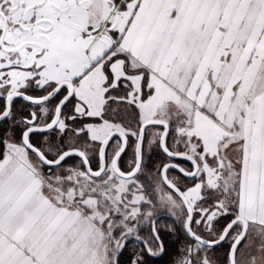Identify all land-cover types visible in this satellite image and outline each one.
<instances>
[{
    "label": "snow or ice",
    "instance_id": "snow-or-ice-1",
    "mask_svg": "<svg viewBox=\"0 0 264 264\" xmlns=\"http://www.w3.org/2000/svg\"><path fill=\"white\" fill-rule=\"evenodd\" d=\"M157 204L264 264V0H0V264H149Z\"/></svg>",
    "mask_w": 264,
    "mask_h": 264
},
{
    "label": "flooded vegetation",
    "instance_id": "flooded-vegetation-1",
    "mask_svg": "<svg viewBox=\"0 0 264 264\" xmlns=\"http://www.w3.org/2000/svg\"><path fill=\"white\" fill-rule=\"evenodd\" d=\"M23 104H24V102L22 100L17 101V107L18 108L21 107V105H23ZM128 159H129V157H128V155H126L124 157V160H123L124 165H126L125 163H127ZM169 162L184 164L183 161H169L168 158L165 156V154L162 151H161V155H160V153L155 154V155H151L148 158V160H146V164L148 165V168H150V169H154L156 166L160 167L161 164L169 163ZM184 166H187V165L185 164ZM169 174L172 176H175L177 173L173 171V172H170ZM148 226H149L148 238L152 234V231L154 229L156 232L159 233L160 241L163 244L164 250L166 248V243L169 240H172L175 244H177L178 240L176 238V234L178 231H183V228H182L181 223H180V218L175 216V215H172L169 211H166L165 208L160 209L151 218ZM167 234L168 235L171 234V237L168 238ZM139 236L143 237L144 240L148 239L147 237L143 236L142 234H139ZM130 241H136L137 243H139L141 245L142 248L144 247V245H142L139 241H137L135 239H132ZM150 257H152V256H150ZM153 258H155V257H153Z\"/></svg>",
    "mask_w": 264,
    "mask_h": 264
},
{
    "label": "rangeland",
    "instance_id": "rangeland-1",
    "mask_svg": "<svg viewBox=\"0 0 264 264\" xmlns=\"http://www.w3.org/2000/svg\"><path fill=\"white\" fill-rule=\"evenodd\" d=\"M161 155V150L158 149V148H155L153 147L151 150H150V154L148 152V150H146V154H145V163H146V160H148V158L151 156V155H155V154H159ZM129 159L127 161V163H125L126 165L125 166H128L131 162V158H132V148L130 147L128 149V153H127ZM159 166H156L154 169H150L148 168V170H155L157 169ZM145 183L147 184L148 181H145ZM159 194H157V198H158ZM164 208L162 205L160 204H157L154 208L151 209L152 211V216L151 218L160 210ZM172 214V213H171ZM173 215V214H172ZM151 218H147L145 217V219H143L142 221H140L139 223V234H142L143 236L147 237L148 238V234H149V222L151 220ZM184 242L180 245V248H179V253L178 255L172 260V262L170 264H175V262L179 259V255L180 253L183 251L184 249V246H185V243H186V240H183ZM127 248L129 250V252H127L128 254L131 255L130 257V260L131 259H134L133 257V253H138L141 251L142 247L139 243H137L136 241H129L128 244H127ZM167 253H170V251L167 250V248L165 249ZM176 250V249H175ZM224 251L225 249L224 248H217V250L215 252H212V251H208L207 252V255L210 259H212L214 262L216 261H219L220 259L223 258V255H224ZM175 254V251L171 253V256L168 257L169 255H164L162 256V260L164 263L166 264H169V261L171 260V257H173ZM149 262H150V259H149Z\"/></svg>",
    "mask_w": 264,
    "mask_h": 264
},
{
    "label": "trees",
    "instance_id": "trees-1",
    "mask_svg": "<svg viewBox=\"0 0 264 264\" xmlns=\"http://www.w3.org/2000/svg\"><path fill=\"white\" fill-rule=\"evenodd\" d=\"M168 235V234H167ZM168 238L171 237V234H169L167 236ZM176 238L178 240V243L175 244L172 240H169L167 243H166V248L168 251H170V253H167L166 250H165V254H163L162 256L164 255H169L168 257L171 256V253L175 251V254L173 257H171V260L169 261V264L172 262V260L178 255L179 253V248H180V245L183 243V240L187 239L186 236L184 235V231H178L177 234H176ZM165 248V249H166ZM176 249V250H175ZM127 252H129L128 248L126 247L125 251H124V254L123 256L121 257V260H122V264H130V257L131 255L128 254ZM147 255V254H146ZM162 256L159 257V258H153V257H149L150 259V262L149 264H166L163 262L162 260Z\"/></svg>",
    "mask_w": 264,
    "mask_h": 264
},
{
    "label": "water",
    "instance_id": "water-1",
    "mask_svg": "<svg viewBox=\"0 0 264 264\" xmlns=\"http://www.w3.org/2000/svg\"><path fill=\"white\" fill-rule=\"evenodd\" d=\"M140 238H141V239H144V238H143V237H141V236H140ZM132 239H135V238H131L130 240H132ZM135 240H137V239H135ZM137 241H139V242H140V240H137ZM140 243H141V242H140ZM154 257H155V258H158V257H160V256H154Z\"/></svg>",
    "mask_w": 264,
    "mask_h": 264
}]
</instances>
